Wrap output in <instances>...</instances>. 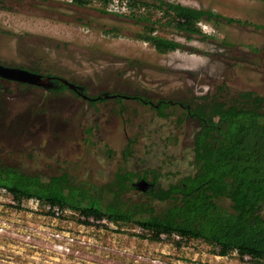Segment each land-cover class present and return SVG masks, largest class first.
I'll return each mask as SVG.
<instances>
[{
    "label": "rangeland",
    "instance_id": "1",
    "mask_svg": "<svg viewBox=\"0 0 264 264\" xmlns=\"http://www.w3.org/2000/svg\"><path fill=\"white\" fill-rule=\"evenodd\" d=\"M166 1L242 22L206 15L197 23L206 36H188L171 28L174 12L165 6L137 4L133 12L129 0H89L86 6L0 0V62L69 76L88 93L149 101L89 104L70 90L53 93L0 80V159L47 177L66 171L97 183L122 167L154 169L164 185L192 172L200 124L180 103L264 93V0ZM134 13L151 15L156 30H147ZM149 33L181 46L160 52L143 38ZM161 100L169 104L159 110ZM6 197L0 191V264H158L155 258L163 264H240L238 254L217 259L203 240L158 243L142 237L146 231L137 224L84 223L78 212L54 219L32 201L13 206ZM46 228L70 231L71 249H54Z\"/></svg>",
    "mask_w": 264,
    "mask_h": 264
},
{
    "label": "trees",
    "instance_id": "2",
    "mask_svg": "<svg viewBox=\"0 0 264 264\" xmlns=\"http://www.w3.org/2000/svg\"><path fill=\"white\" fill-rule=\"evenodd\" d=\"M129 1L133 12L137 4L165 6L174 12L171 28L188 36L204 34L197 23L206 15L242 22L179 2ZM134 15L147 30H156L151 15ZM143 38L160 52L181 46L174 39L153 33ZM136 97L149 102L144 96ZM168 104L161 100L157 108ZM180 104L200 126L193 139V170L178 181L164 185L154 169L140 172L123 167L104 183L77 179L66 171L47 177L0 159V188L10 191L19 205L24 199L36 198L41 204L76 210L85 217L81 219L84 223L91 218H107L117 224H137L146 231L141 236L151 240L180 246L190 239H201L211 244L216 254L236 251L239 258L248 254L252 263L264 264V93L245 90L229 101L214 97ZM147 173L151 174L152 184L142 189L135 181L147 180ZM131 190L141 192L140 196H127ZM162 233L169 237L162 238ZM174 233L186 240L174 239Z\"/></svg>",
    "mask_w": 264,
    "mask_h": 264
},
{
    "label": "flooded vegetation",
    "instance_id": "3",
    "mask_svg": "<svg viewBox=\"0 0 264 264\" xmlns=\"http://www.w3.org/2000/svg\"><path fill=\"white\" fill-rule=\"evenodd\" d=\"M72 4L78 5V6H86L90 5L91 3L89 0H87L84 4H79L75 0H70ZM1 65L6 67H14L19 68L23 70H27L29 72H33L36 74H39L41 76V79L46 80L45 83H36V82H29L27 80H21V79H13L10 77H7L5 75L0 74V80L3 81H12L16 84H19L21 86L30 87H39L41 89H44L46 91H52L53 93H62L67 90H70L72 93L76 94L77 97L80 99H83L87 101L89 104H95L98 102H102L108 99H116L117 101L124 100L127 98L136 97L137 95H128V94H122V93H108V92H100V93H88L86 85L79 82L77 79H73L69 76L59 75L52 72H46L40 69V67H32V66H15V65H9L5 64L3 62H0ZM145 179V178H143ZM141 179L138 181H135V184L142 188L146 189L148 188L152 183L151 180L147 179L146 182H140Z\"/></svg>",
    "mask_w": 264,
    "mask_h": 264
},
{
    "label": "built area",
    "instance_id": "4",
    "mask_svg": "<svg viewBox=\"0 0 264 264\" xmlns=\"http://www.w3.org/2000/svg\"><path fill=\"white\" fill-rule=\"evenodd\" d=\"M1 192H4L7 194L6 199L8 200V202H10L13 206H18L19 205V201H17L13 194L8 191L6 188H0ZM26 201H32L35 203V206H41V209L45 210V214H47L48 216L54 218V219H60V217H62L65 214H70V213H75L77 212L76 210L72 209V208H62L60 205L58 204H50V203H46V204H41L40 201L36 198H28V199H24L21 204H26ZM80 219H84L85 217L78 215ZM92 219V218H91ZM94 220V219H93ZM97 222H106L107 218H103L101 220H96ZM0 230H5V228L0 225ZM46 232L49 234V236L52 238V243L51 246L56 249V250H62V251H67L70 250L71 247H69L68 245V240L73 241L74 240V236H72L70 234V231H65V230H56V229H49L46 228L45 229ZM161 237L164 239H167L169 237V235L167 233H162ZM173 238L180 240V239H185V237H183L181 234L179 233H174L173 234ZM184 240V241H185ZM194 240H201V239H190L188 242L194 241ZM165 241V240H164ZM187 242V243H188ZM205 242V241H204ZM185 245V244H183ZM234 254H238L236 251L232 252ZM229 255H220V254H216L215 253V257L217 259L221 258V257H226ZM154 262L158 263V264H163V261L160 258H155L153 259ZM240 264H255L251 262V256L248 254L243 255V257L240 258Z\"/></svg>",
    "mask_w": 264,
    "mask_h": 264
},
{
    "label": "water",
    "instance_id": "5",
    "mask_svg": "<svg viewBox=\"0 0 264 264\" xmlns=\"http://www.w3.org/2000/svg\"><path fill=\"white\" fill-rule=\"evenodd\" d=\"M0 74L5 75L7 77L13 79H21L27 80L29 82H36V83H45L46 80L41 79L39 74L29 72L27 70L14 68V67H6L0 64ZM140 182H148L146 179H141Z\"/></svg>",
    "mask_w": 264,
    "mask_h": 264
},
{
    "label": "crops",
    "instance_id": "6",
    "mask_svg": "<svg viewBox=\"0 0 264 264\" xmlns=\"http://www.w3.org/2000/svg\"><path fill=\"white\" fill-rule=\"evenodd\" d=\"M164 240H162L161 242H158V243H162ZM165 243H167V242H165ZM169 244H172V242H170ZM213 255L215 256V253H213ZM231 255V254H230ZM232 255H234V253H232ZM226 257H228V256H226Z\"/></svg>",
    "mask_w": 264,
    "mask_h": 264
}]
</instances>
